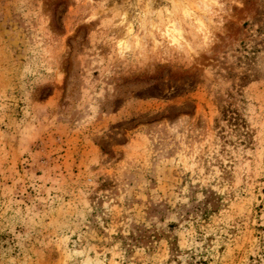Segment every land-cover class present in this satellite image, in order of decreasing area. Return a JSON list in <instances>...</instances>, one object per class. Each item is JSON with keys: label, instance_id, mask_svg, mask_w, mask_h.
Instances as JSON below:
<instances>
[{"label": "rangeland", "instance_id": "1", "mask_svg": "<svg viewBox=\"0 0 264 264\" xmlns=\"http://www.w3.org/2000/svg\"><path fill=\"white\" fill-rule=\"evenodd\" d=\"M0 264H264V0H0Z\"/></svg>", "mask_w": 264, "mask_h": 264}]
</instances>
